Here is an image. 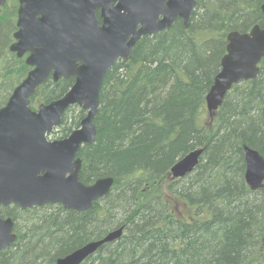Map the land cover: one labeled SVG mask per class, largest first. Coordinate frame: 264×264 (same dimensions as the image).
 <instances>
[{
  "label": "trees",
  "instance_id": "obj_1",
  "mask_svg": "<svg viewBox=\"0 0 264 264\" xmlns=\"http://www.w3.org/2000/svg\"><path fill=\"white\" fill-rule=\"evenodd\" d=\"M196 1L187 28L176 20L143 36L105 75L94 142L79 148V180L112 177L109 193L80 212L60 204L10 209L17 238L0 264H55L120 227L117 240L81 264H264V186L246 185L243 157L244 146L264 157V58L257 78L234 85L212 118L205 105L227 33L264 27V0ZM16 4L0 7V108L30 70L9 50ZM73 81L48 77L29 106L58 99ZM84 115L71 106L62 118L75 127ZM201 147L193 172L166 180Z\"/></svg>",
  "mask_w": 264,
  "mask_h": 264
},
{
  "label": "water",
  "instance_id": "obj_2",
  "mask_svg": "<svg viewBox=\"0 0 264 264\" xmlns=\"http://www.w3.org/2000/svg\"><path fill=\"white\" fill-rule=\"evenodd\" d=\"M5 3L0 0V7ZM196 7V0H19L9 50L18 58L29 52L25 64L31 69L0 108V205L15 203L26 209L60 204L80 212L109 193L112 177L84 184L78 178L81 159L74 160L82 145L94 142V117L105 75L119 59L130 58L143 36L169 29L176 18L187 28ZM259 8L264 16V3ZM96 9L101 10L102 26L94 17ZM263 58L264 27L256 24L247 32L227 33L225 54L205 96L209 115L234 85L257 78ZM50 76L54 81L74 77V82L58 99L32 109L31 95ZM71 106L85 111L79 128L66 138L47 140ZM203 151L194 149L177 160L171 177L193 172ZM243 157L246 185L251 191L262 189L264 157L248 146L243 147ZM12 230V220L0 217V253L15 241ZM121 234L122 227L57 258L55 264H81Z\"/></svg>",
  "mask_w": 264,
  "mask_h": 264
},
{
  "label": "flooded vegetation",
  "instance_id": "obj_3",
  "mask_svg": "<svg viewBox=\"0 0 264 264\" xmlns=\"http://www.w3.org/2000/svg\"><path fill=\"white\" fill-rule=\"evenodd\" d=\"M6 3H8V0H6ZM5 3V4H6ZM18 7H19V0H17V4H16V9H15V11H16V22H17V10H18ZM94 17H95V19H96V21H97V25L98 26H102V24H103V19H102V17H101V10L100 9H96L95 10V12H94ZM176 20H181L182 21V19H180V18H176ZM175 20V21H176ZM174 21V22H175ZM173 22V23H174ZM182 23H183V21H182ZM173 25V24H172ZM171 25V26H172ZM184 25V24H183ZM16 27V26H15ZM17 30V27H16V29H15V31ZM164 30H166V29H164ZM14 31V32H15ZM141 39V38H140ZM139 39V40H140ZM138 40V41H139ZM137 41V42H138ZM13 42H14V38H13ZM136 42V43H137ZM133 50V49H132ZM15 54V53H14ZM16 55V54H15ZM29 55V52H26L23 56H22V58H20V59H23L24 60V62H25V58L27 57ZM17 57V56H16ZM120 60H122V59H119L118 61H120ZM81 63H82V61H80L79 60V62H78V64H79V66L81 65ZM29 67V66H28ZM113 67V66H112ZM30 69H31V67H29ZM109 71V70H108ZM51 77V76H50ZM70 78H73L74 79V77H70ZM68 79V78H67ZM74 82V81H73ZM74 122V120L73 119H65V118H61V122H60V124L58 125V126H56V127H54L53 128V130L47 135V140H49V141H55V140H60V139H63V138H66L73 130H75V129H77V128H79V124H78V126H75V127H73V126H71V127H66L65 126V123H70V122ZM63 123V124H62ZM70 130L69 131V133H66L64 136H61L59 133L60 132H65L66 130ZM75 159H79V149H78V151H77V153H76V155H75V158H74V160ZM78 178H79V175H78ZM44 205H46V204H44ZM43 206V205H42ZM17 207H19L17 204H15V203H10V204H7V205H0V217L2 218V219H7V218H10L11 220H12V222H13V230H12V232L16 235V238H17V233H16V230H15V222H14V220H13V218L12 217H10V216H8V214H7V211H9L10 209H17ZM24 210V209H23ZM16 240V239H15ZM14 243V242H13ZM12 244V243H11ZM10 244V245H11ZM9 245V246H10ZM8 246V247H9ZM7 247V248H8ZM6 249V248H5Z\"/></svg>",
  "mask_w": 264,
  "mask_h": 264
},
{
  "label": "rangeland",
  "instance_id": "obj_4",
  "mask_svg": "<svg viewBox=\"0 0 264 264\" xmlns=\"http://www.w3.org/2000/svg\"><path fill=\"white\" fill-rule=\"evenodd\" d=\"M212 116H213V114H212V115H209V114H208V115H207V118H212ZM170 178H172V177H171V173L169 172L168 178H166V180H167V179H170Z\"/></svg>",
  "mask_w": 264,
  "mask_h": 264
}]
</instances>
